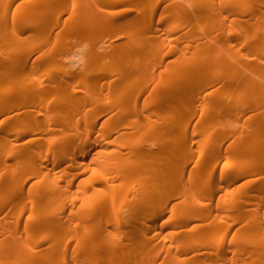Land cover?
Returning a JSON list of instances; mask_svg holds the SVG:
<instances>
[{
    "label": "bare ground",
    "instance_id": "obj_1",
    "mask_svg": "<svg viewBox=\"0 0 264 264\" xmlns=\"http://www.w3.org/2000/svg\"><path fill=\"white\" fill-rule=\"evenodd\" d=\"M263 202L264 0H0V264L264 262Z\"/></svg>",
    "mask_w": 264,
    "mask_h": 264
},
{
    "label": "rangeland",
    "instance_id": "obj_2",
    "mask_svg": "<svg viewBox=\"0 0 264 264\" xmlns=\"http://www.w3.org/2000/svg\"><path fill=\"white\" fill-rule=\"evenodd\" d=\"M52 12H53V14L56 13L57 8L55 7ZM68 15H69L68 13H64L63 18H66ZM55 30H56L55 32H57L60 30V28L57 27V28H55ZM63 37H64V39L69 38L66 35H63ZM46 48L48 50H54L55 49L53 44L46 46ZM79 48H80L79 46L74 47V49L77 51H79ZM81 48L83 49L84 47L81 46ZM20 128H21V126L17 127V129H20ZM196 129H199V130H197L198 133H197L196 139H203V137H205V136L201 135V130H202L201 125L196 126ZM217 171H218V169H217ZM244 181H246L245 178L237 181L236 183H234L232 185H229V186L226 185L225 188H223L219 192L220 198L225 202L235 199L236 196L241 192L240 190H241V187H242V184ZM257 188L258 187H251V189L246 193V196L244 198L249 202L248 204H245L246 209H254L255 207H257V203L260 202V192L257 190ZM260 210H261L262 220L264 221V202H263V205L260 207ZM229 213L235 214V213H231V212H229ZM227 220L232 221L231 218H228ZM248 222H250V220L238 221L237 224L235 225L234 230H233V234L234 233L237 234V231H240L243 227L245 228L247 226ZM231 238H232V236H231ZM233 256H234V252L231 249V252H229L228 257H233ZM226 263L232 264V263H234V261H230L228 259V261ZM255 264H264V262L260 261V262H256Z\"/></svg>",
    "mask_w": 264,
    "mask_h": 264
}]
</instances>
